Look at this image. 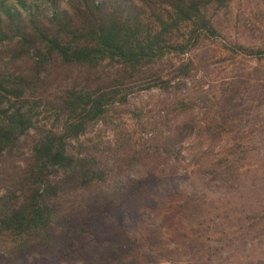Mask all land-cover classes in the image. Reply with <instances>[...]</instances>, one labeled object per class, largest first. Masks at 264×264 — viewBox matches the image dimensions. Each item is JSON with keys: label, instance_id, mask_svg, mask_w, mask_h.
<instances>
[{"label": "trees", "instance_id": "16d2710c", "mask_svg": "<svg viewBox=\"0 0 264 264\" xmlns=\"http://www.w3.org/2000/svg\"><path fill=\"white\" fill-rule=\"evenodd\" d=\"M261 114L264 0H0V264H264Z\"/></svg>", "mask_w": 264, "mask_h": 264}, {"label": "rangeland", "instance_id": "374dc122", "mask_svg": "<svg viewBox=\"0 0 264 264\" xmlns=\"http://www.w3.org/2000/svg\"><path fill=\"white\" fill-rule=\"evenodd\" d=\"M8 2H13V0H7ZM155 96H149L146 94L140 95L136 98V101L140 102H148L152 103L155 100ZM261 120H264V114H261ZM264 150V148H263ZM245 169L240 172L242 176L241 179V185L243 188L242 195H234L230 197L229 202L226 203L224 202L225 200L222 201V205L226 206V209L231 211V210H238L239 206H243L245 209L249 210H254V211H259V210H264V152L259 154L256 157H253L252 159H249L248 164L246 163ZM2 188H0V191ZM156 224H158V230L161 233L160 239L164 241V239H173L172 243H179L178 239L180 240L181 238H177L174 236L176 233L172 229V226H169L167 223H164V220H156ZM154 222V223H155ZM167 230H170L167 233ZM189 230V226H185L183 228L184 233L186 234ZM200 233V232H199ZM198 233H195L193 236H196ZM201 238L199 237V234L197 235L196 238H194V241L197 242ZM212 240H216V238H213ZM193 241V243H194ZM172 243H168L169 246L173 245ZM186 254L189 255V252ZM257 253H253L252 255H256ZM240 255V254H239ZM167 257V256H165ZM174 257V256H173ZM171 259V258H169ZM189 257L188 256H183L181 254H176L174 258H172V263L171 264H187ZM249 261L245 259L241 263H234V264H249ZM257 262H263L262 260H259L258 258H254L252 264H258ZM163 264V263H161ZM167 264V263H166Z\"/></svg>", "mask_w": 264, "mask_h": 264}]
</instances>
